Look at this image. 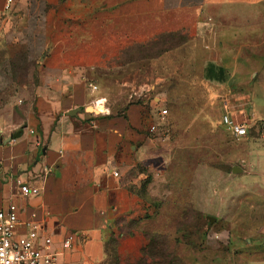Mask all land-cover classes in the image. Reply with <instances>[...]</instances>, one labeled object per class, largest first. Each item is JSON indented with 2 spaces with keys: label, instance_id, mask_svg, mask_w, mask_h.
Instances as JSON below:
<instances>
[{
  "label": "crops",
  "instance_id": "1",
  "mask_svg": "<svg viewBox=\"0 0 264 264\" xmlns=\"http://www.w3.org/2000/svg\"><path fill=\"white\" fill-rule=\"evenodd\" d=\"M263 2L12 0L5 11L0 0V98L14 99L0 103V209L11 207L20 220L35 210L59 251L55 264L107 262V242L118 237L115 228L132 221L139 203L124 183L148 146L151 123L145 124L153 114V106L139 101L148 98L138 86L148 80L139 68L170 66L164 53H130L177 36L180 41L163 52L187 50L193 42L197 65L222 67L202 63L203 39L239 30L218 20L248 17L242 11ZM22 65L30 79H21ZM74 109L80 110L70 114ZM235 117L246 124L247 136L239 138L246 139L251 121ZM255 146L264 155V142ZM18 180L40 193L24 196ZM246 191L263 204L249 212L244 230L264 238V190ZM69 234L72 244L64 249Z\"/></svg>",
  "mask_w": 264,
  "mask_h": 264
},
{
  "label": "rangeland",
  "instance_id": "2",
  "mask_svg": "<svg viewBox=\"0 0 264 264\" xmlns=\"http://www.w3.org/2000/svg\"><path fill=\"white\" fill-rule=\"evenodd\" d=\"M242 14L248 17L218 20L239 30H219L203 39L207 48L200 59L223 65L222 81L204 77L193 42L187 50L163 52L180 41L177 36L130 53L170 56L169 67L139 68L141 79L148 80L138 84L148 94L139 101L153 106L145 128L160 110L167 113L157 132L146 130L148 146L125 175L139 203L132 221L115 228L118 237L107 242L105 264H116V257L121 264H143L136 263L141 255L147 262L162 257L166 264H264V238L244 230L249 212L263 204L246 190H264V155L255 146L264 142L257 112L264 113V2ZM22 66L21 79H30L31 70ZM6 101L14 99L0 98ZM228 111L251 121L246 139L234 137L222 124ZM235 166L243 171L233 172Z\"/></svg>",
  "mask_w": 264,
  "mask_h": 264
},
{
  "label": "built area",
  "instance_id": "3",
  "mask_svg": "<svg viewBox=\"0 0 264 264\" xmlns=\"http://www.w3.org/2000/svg\"><path fill=\"white\" fill-rule=\"evenodd\" d=\"M12 0H6L4 10L9 11ZM3 17L0 16V26ZM167 113L166 108L160 110V117L148 126V132L155 133L161 118ZM222 124L236 138L247 136V126L238 120L231 111L221 117ZM0 162V170H1ZM114 175H117L115 172ZM21 194L24 196H37L40 189L37 186L17 181ZM36 211L29 212L25 220H20L11 207L0 209V264H55L58 250L52 249L51 236L46 232L41 220L36 219ZM73 235L69 234L63 241L62 247H71Z\"/></svg>",
  "mask_w": 264,
  "mask_h": 264
},
{
  "label": "trees",
  "instance_id": "4",
  "mask_svg": "<svg viewBox=\"0 0 264 264\" xmlns=\"http://www.w3.org/2000/svg\"><path fill=\"white\" fill-rule=\"evenodd\" d=\"M222 69L223 68L220 67V66H214L213 64L208 63L203 69V75L207 79H213V80H217V81H222V79H223L222 78V72H223ZM212 70L216 71L218 73L217 76L213 74L214 72ZM110 239L112 240V237ZM151 255H153V254H151ZM141 257H142V255L137 259L136 263H138V262L142 263L143 262V264H166V263L163 262L162 257H155V258L150 257V261H148V262H147V260L145 261V259L142 260ZM115 262H116V264H121V262H119L117 257L115 258Z\"/></svg>",
  "mask_w": 264,
  "mask_h": 264
},
{
  "label": "water",
  "instance_id": "5",
  "mask_svg": "<svg viewBox=\"0 0 264 264\" xmlns=\"http://www.w3.org/2000/svg\"><path fill=\"white\" fill-rule=\"evenodd\" d=\"M79 110H80V109H74V110H71L70 114H76ZM232 171H233V172H236V171H237L236 167H233ZM208 218H209V220H210L211 222L215 219V217H212V216H208Z\"/></svg>",
  "mask_w": 264,
  "mask_h": 264
}]
</instances>
